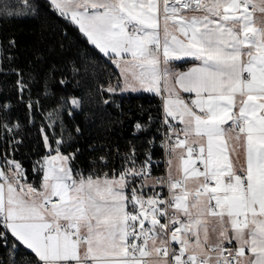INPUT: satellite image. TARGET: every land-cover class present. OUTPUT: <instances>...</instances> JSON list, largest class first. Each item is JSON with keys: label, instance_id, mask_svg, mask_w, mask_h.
I'll return each instance as SVG.
<instances>
[{"label": "snow or ice", "instance_id": "obj_1", "mask_svg": "<svg viewBox=\"0 0 264 264\" xmlns=\"http://www.w3.org/2000/svg\"><path fill=\"white\" fill-rule=\"evenodd\" d=\"M48 2L120 70L115 84H96L98 95L162 96L168 168L153 177L151 151L140 160L135 146L116 150L118 166L109 151L81 168V149L67 150L73 137L63 134L61 112L72 116L84 96H69L40 129L45 154L32 164L40 180L29 181L14 158L20 124L0 103V143L8 145L0 152V264H264V0ZM30 7L26 15H39L42 5ZM15 47L14 38L0 42V78L16 76L19 102L27 93L32 113L34 77L11 67L6 53ZM87 56H69L73 79L97 67ZM187 58L192 66L175 70ZM55 72L45 74V90Z\"/></svg>", "mask_w": 264, "mask_h": 264}, {"label": "trees", "instance_id": "obj_2", "mask_svg": "<svg viewBox=\"0 0 264 264\" xmlns=\"http://www.w3.org/2000/svg\"><path fill=\"white\" fill-rule=\"evenodd\" d=\"M34 4L42 5L39 15H26L31 12L30 6ZM5 10L9 13L21 14H0V42L6 47L9 39H15L16 47L6 53L14 57L11 67L19 66L24 68L26 73L31 72L34 77L30 85L31 99L39 101L35 112L30 113L26 107L28 94H25V102L20 103L13 88L16 76L9 73L0 78L7 82H0V103L11 105L8 111L11 113L12 121L20 124L16 139L23 141L17 146L18 150L14 152V158L27 170L29 181L39 183L40 177L32 175V164L45 154L40 129L43 125L52 123L47 119L48 113L57 107L61 97L84 96L82 109L75 110L72 116L65 114L67 109L61 112L63 134L67 137L71 133L73 137L72 146L67 150L72 151L76 147L81 149L77 161L81 168L88 169L92 158L109 151L112 152V164L118 166L121 161L116 155L117 149L120 153H124L129 151L131 146H135L137 153H142L147 148L148 141L159 133L162 112L160 97L145 93L98 95L96 84H106L109 77L115 84L119 72L107 57L99 53L81 36L73 24L68 25L67 28L76 42V49L74 48L71 54L46 53L43 50L46 25L60 24V15L50 7L48 0H27V3L25 0H0V13ZM77 53L82 58L87 53V59L92 60L97 67L88 65L87 76L83 78L77 76L73 79L68 60L69 56ZM3 54L0 52V55ZM189 63L190 61H185L177 65L182 68ZM52 66H55L56 72L47 78V90H45V74L49 73ZM4 67L7 71V67ZM61 78H66L69 83L61 85L59 83ZM77 80L81 81L79 85L76 83ZM109 98L111 100L109 104L102 103L104 99ZM137 122L144 127L137 129L135 127ZM76 126L81 129L79 134L75 132ZM54 130L57 135H60L59 122L54 126ZM90 146H95V151H90ZM5 151H8L7 143H0V152ZM20 251L24 252L25 249L21 248ZM2 252L3 250H0V253ZM4 258L6 260V257Z\"/></svg>", "mask_w": 264, "mask_h": 264}, {"label": "rangeland", "instance_id": "obj_3", "mask_svg": "<svg viewBox=\"0 0 264 264\" xmlns=\"http://www.w3.org/2000/svg\"><path fill=\"white\" fill-rule=\"evenodd\" d=\"M60 24L46 25L44 31L43 50L48 54H71L76 49V42L67 28L71 21L60 16ZM63 45V47H61Z\"/></svg>", "mask_w": 264, "mask_h": 264}, {"label": "built area", "instance_id": "obj_4", "mask_svg": "<svg viewBox=\"0 0 264 264\" xmlns=\"http://www.w3.org/2000/svg\"><path fill=\"white\" fill-rule=\"evenodd\" d=\"M183 98H185L186 100L188 99L187 96H182ZM163 119H164V113L161 112V117H160V129H159V133L155 138H152L151 140L153 141V143L151 145H149L147 148L139 154V159L143 160L144 159V154L147 151H151L152 154V158L153 160L156 162L155 166L152 169V176L153 177H164L166 176V171L168 168L167 165V156H168V152L165 150L164 146L162 145L161 141L164 139V135L163 133L166 131V129L163 127ZM176 122L173 121V124H175ZM179 126V125H176ZM137 183H139V181H137ZM157 191H160L159 188L156 189ZM164 195H167V190H164Z\"/></svg>", "mask_w": 264, "mask_h": 264}, {"label": "crops", "instance_id": "obj_5", "mask_svg": "<svg viewBox=\"0 0 264 264\" xmlns=\"http://www.w3.org/2000/svg\"><path fill=\"white\" fill-rule=\"evenodd\" d=\"M261 16H262V14L261 13H259L258 11L256 12V13H254V18H256V19H260L261 18ZM66 19H68V18H66ZM69 20V19H68ZM70 21V20H69ZM72 23V22H71ZM73 24V23H72ZM75 27H77V29H78V31H79V28H78V26H76L75 24H73ZM79 33L81 34V36H83L86 40H87V38L79 31ZM88 42V41H87ZM89 43V42H88ZM90 44V43H89ZM91 45V44H90ZM94 47V46H93ZM98 50V49H97ZM99 51V50H98ZM103 55V54H102ZM185 61H190V63L189 64H187L186 66H184V67H182V68H180L177 64H179V63H182V62H185ZM174 63V65H175V70H177V71H186L188 68H190L191 66H192V61H191V58H187L186 60H184V61H176V62H173ZM114 65V64H113ZM115 66V65H114ZM115 68L117 69V71L118 72H120V70L115 66ZM142 93H145V94H152V95H156V94H154V93H149V92H144V91H138V92H117V94H142ZM156 96H159L160 97V99H161V109H162V113H163V99H162V96L161 95H156ZM181 96H187L188 98H189V94H187V93H183V92H181ZM167 158H169V154H168V156H167ZM176 161H175V159H173V167L175 168V165H176Z\"/></svg>", "mask_w": 264, "mask_h": 264}]
</instances>
